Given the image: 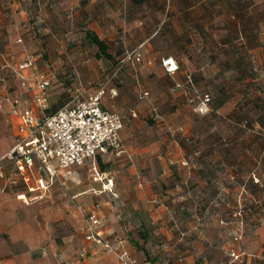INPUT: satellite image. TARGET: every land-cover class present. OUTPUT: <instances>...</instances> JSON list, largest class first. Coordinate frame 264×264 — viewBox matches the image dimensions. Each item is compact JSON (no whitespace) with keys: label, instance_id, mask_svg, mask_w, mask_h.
Returning <instances> with one entry per match:
<instances>
[{"label":"crops","instance_id":"0c3cea01","mask_svg":"<svg viewBox=\"0 0 264 264\" xmlns=\"http://www.w3.org/2000/svg\"><path fill=\"white\" fill-rule=\"evenodd\" d=\"M223 1L165 0L163 7L159 8L150 0L141 3L131 0H42L38 9L46 12L44 18H54V30L62 25L63 10L70 7V16L77 27L71 35L82 34L86 39L87 31L95 33L107 45L111 58L116 55L115 58L122 61L130 40L118 41L114 35L109 36L116 32L115 28H126L127 21L122 12L129 8L137 13L142 9L169 13L167 20L171 35L168 37L171 36L172 40L167 55L176 59L178 70L172 74L164 71L160 64L162 56L158 55L160 50L149 40L152 31L150 36L135 42L127 60L145 66L140 69L143 77L149 72L155 73L152 87L159 85V89L163 90L166 88L165 81L171 85H166L167 88L181 94V97L177 102H171L174 117L170 119L156 114L153 120L148 119L146 123L140 121L137 115L126 116L120 112V91L118 93L117 89L110 88L102 99V107L123 116V128L119 133L122 154H101L84 165L60 168L57 178L47 189L31 191L29 188L39 177L47 178L38 169L39 161L34 159L33 164L28 165L23 161L10 163L2 158L17 137L20 119L12 113V109L22 111L34 107V69H19L18 65L27 57H32L37 69L46 70L54 76L55 73L48 61L42 67L38 66V56L29 53L25 47L28 42L24 33L33 28L28 20L29 13L32 10L36 12V8L27 6L25 0H0V75L10 70L17 88L0 99V110L5 108L3 111L6 112L5 119L12 137V146L0 152L5 174V179H0V187H5L0 191V264H117L112 251L85 239L84 215L90 210H96L102 218L101 234L119 250L127 251L136 264H232L229 258L236 255L240 242L238 238L242 235L232 227L221 225L220 208L217 212V206L223 202V197L230 203L238 198V167L242 165L237 163L239 150L205 151L203 155L211 162L207 165L191 161L200 152L189 143L195 134L193 126L198 119L185 103L187 97L183 91L175 85L190 75L198 87H209L214 92L217 89V96H223L228 83L236 85L243 76L247 77V82L254 81L251 75L231 64L236 57L245 56L260 63L257 45L263 43L264 50V0H247L245 15L257 10H261L263 15L262 18L258 14L257 18L252 15L246 29L239 27L242 22L238 20L231 24L233 26L223 23V20L216 23L211 13H221ZM260 3L263 9L259 10L256 6ZM112 20L116 23L112 24ZM133 21V27L150 25L152 29L158 22L142 15H136ZM40 28L48 31L46 26ZM101 29H106L105 35L100 32ZM78 30L79 33L75 32ZM233 31L234 36L229 34ZM57 41L63 46L61 40ZM234 42L245 44L239 56L232 45ZM113 44H120V47L111 51ZM208 45H217L218 51H210L208 55ZM187 49L191 51L187 53ZM211 54L217 55L214 57ZM217 57L226 59L228 67L216 66L214 59ZM262 57L264 69V53ZM110 90L116 94L111 95ZM144 91L148 90L142 93ZM76 92H81V89H75L70 97ZM70 97L63 98L62 95L57 101L49 99V110L54 111ZM223 99L216 102L213 108L217 111L224 109L227 97ZM228 155H234V163L226 164L227 158L224 157ZM94 168L112 176L115 195L104 190L101 181L90 179ZM20 193L26 195L25 200L17 197ZM36 195H39L38 199L33 198ZM252 230L250 235L256 236L257 230ZM130 235L133 236L131 239ZM252 241L255 243V240ZM146 256H151L153 262Z\"/></svg>","mask_w":264,"mask_h":264},{"label":"rangeland","instance_id":"374dc122","mask_svg":"<svg viewBox=\"0 0 264 264\" xmlns=\"http://www.w3.org/2000/svg\"><path fill=\"white\" fill-rule=\"evenodd\" d=\"M150 1L158 5L159 8H162L165 0ZM25 2L32 9L36 8V12L32 10L29 13L28 20L32 23L33 28L24 33L28 42L25 47L29 53L38 56L36 60L38 66L42 67L44 62L48 61L50 69L55 73L52 87L49 90V99L57 101L62 95L63 98L70 97L75 89L78 88L81 89L82 94L87 95L101 86L106 90L113 87L118 90V93L120 91V96H122L118 104V110H121L120 112H123L126 116H129L131 111L136 110L137 114L135 113V116L137 115L140 121H146V123L148 119L153 120L156 114L170 119L174 117V109L171 108V102L174 100L177 102L181 94L178 95L176 91H170L166 86L169 84L165 81L166 88L163 90L159 89L161 87L159 85L152 87L155 81V73L149 72L143 77L140 74V69L145 66L133 64L130 60H127L129 59L128 53L134 48L135 42L142 37L150 36L152 32L149 40H152L153 46L160 50L159 57L167 55V49L172 40L171 36L168 37L171 35L167 20L169 13L162 10L150 12L147 9H142L137 13V11L134 12L129 8H126L125 12H122L126 17V28H115L113 30L116 32L109 35H114L118 41L130 40V45L126 46L127 52L124 54L126 57L122 61L119 60L120 58H115L116 55L111 59L98 57L96 55L98 51L96 46L91 45L88 40L83 38L82 34L71 35L77 27H75L73 18L70 16V7H64L67 9L63 10V22L57 30L55 29L57 31L55 34L53 27L55 23L54 18H49V16V19L44 18L46 17V12H40L38 9L42 4V0H25ZM223 2L224 7L221 13H211L215 17L216 23H220L223 20V23H229L230 26H233L231 24L235 20H238L242 22L239 27L246 29L251 23L252 15L257 18L258 14L262 18L263 13L260 10L263 9L262 3L256 6L260 11L257 10L251 15H245L247 14L245 13L247 12L245 11L247 0H224ZM136 15H142L146 19H156L158 21L157 26L155 29H152L150 25L142 28L133 27V19ZM181 18L184 17L181 16ZM111 23L114 24L116 22L112 20ZM42 25L48 27L47 32H44L40 28ZM154 25L155 23L153 22ZM79 30L75 32L79 33ZM120 30L124 32H118ZM210 31L207 33L209 34ZM100 32H103L102 34L105 35L106 29H101ZM230 32L229 34L234 36L235 31L233 33ZM57 40H61L63 46ZM119 45L113 44L110 46V50L116 51L120 47ZM232 45L236 47L235 51L238 53V56L240 55L239 52L244 51L245 44L234 42ZM187 46L190 47L191 45ZM257 48L260 52V63L259 60L251 61L245 56L244 58L236 57L235 61L231 64L232 66L239 67V70H244L245 74L251 75L254 78L253 82H247L245 80L247 77L243 76L244 78L240 79L236 85L228 83L223 96H217L216 91L218 92V90L215 87L216 91L214 92L209 90V87L201 86L200 88L194 82L201 93H206L210 97L209 110L203 114L196 112L194 104H190L185 100V103L192 108L196 119H198L195 120L193 126V133L195 134L189 140V143L200 151L198 155L191 159L193 163L195 162L194 164L207 165L211 163L208 157L203 155L205 151L229 148L239 150L237 152V163L242 165L238 167V198L236 202L230 203L223 197V202L218 204V211L216 210L219 212L220 208L219 217L222 219L221 225L232 227L242 235L238 238L240 242L236 255L233 254L229 258L232 259L230 261L232 264H264V199H262L264 194L263 43H258ZM216 49H218L217 45H208V55L210 51L217 52L218 50ZM190 51L189 49L186 50L187 53ZM211 55L216 57L217 54ZM214 62L218 67H228L226 65L227 60H223L221 57H217L216 60L214 59ZM240 71L238 73H241ZM14 83L15 79L10 70L0 75V99L6 93H12L13 90H17ZM143 90L149 91L150 96L148 100L141 98ZM212 93L214 94V98ZM215 96L217 97L215 98ZM226 97L224 109L217 111L213 108L216 102ZM2 109L4 110L5 108ZM3 110H0V152L12 146L11 132L5 119L6 112ZM204 116L207 118H204ZM245 119H247V123L244 121ZM234 121H238V124ZM240 121L245 122H242L245 125H243L244 127L239 124L241 123ZM247 149H251V151L247 152ZM225 158H227L225 160L226 164L227 162L231 163L235 159L234 155H228ZM247 164L249 165L247 166ZM208 174H211V172ZM90 179L92 180V177ZM252 229L257 230L256 236L250 235ZM132 237L130 235L129 238L131 239ZM252 240H255V243ZM146 258L150 262H153L151 256H146Z\"/></svg>","mask_w":264,"mask_h":264},{"label":"built area","instance_id":"2783aa9c","mask_svg":"<svg viewBox=\"0 0 264 264\" xmlns=\"http://www.w3.org/2000/svg\"><path fill=\"white\" fill-rule=\"evenodd\" d=\"M160 64L168 74L176 72L179 68L176 59L171 55L161 57ZM18 68L34 69L35 92L32 97L34 107L22 111L12 109V113L18 115L20 119L17 137L11 149L2 158L10 163L23 161L28 165H32L34 159L39 161L38 169L46 174L47 178L39 177L29 188L31 191L47 189L57 178L60 168L84 165L101 154L113 153L116 156L122 154L119 133L123 128V116L102 107V99L107 93L103 86L87 95L76 93L60 107L50 111L49 88L54 75L46 70L37 69L32 57H27L19 63ZM175 85L186 95L188 103L194 104L196 112L201 114L208 112L210 97L200 92L190 75ZM110 94L115 95L116 92L110 90ZM149 96V92L144 91L141 98L147 99ZM131 115L135 116V112L131 111ZM0 179H5L1 163ZM92 179L101 181L102 188L115 195L111 175L94 168ZM4 189V186L0 187V191ZM17 197L26 199L24 193L18 194ZM33 198L38 199L39 195ZM84 220L86 240L112 251L117 264H136L127 251L119 250L101 234L99 227L102 218L96 210L85 213Z\"/></svg>","mask_w":264,"mask_h":264},{"label":"trees","instance_id":"16d2710c","mask_svg":"<svg viewBox=\"0 0 264 264\" xmlns=\"http://www.w3.org/2000/svg\"><path fill=\"white\" fill-rule=\"evenodd\" d=\"M132 2H134V3H141V2H143L144 0H131ZM85 37H86V39H88L89 40V42L91 43V44H94L96 47H97V49H98V52L96 53V55L98 56V57H101V56H103V57H105V58H108V59H110L111 58V55H110V53L107 51V45L104 43V41L103 40H101L95 33H93V32H91V31H87L86 32V35H85ZM192 78V77H191ZM192 80H193V78H192ZM193 82H194V80H193ZM244 121H246V123H247V119H245ZM234 122H236L237 124H238V121H234ZM241 123H239V124H241L242 125V122L243 121H240ZM235 123V124H236ZM243 123H245V122H243ZM245 126V125H244ZM243 126V127H244ZM165 264H174V263H172V262H167V263H165Z\"/></svg>","mask_w":264,"mask_h":264}]
</instances>
